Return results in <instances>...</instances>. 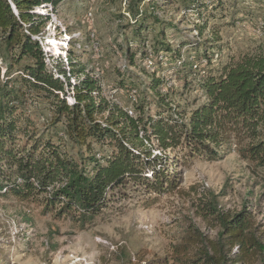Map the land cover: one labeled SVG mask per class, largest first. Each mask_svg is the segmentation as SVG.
<instances>
[{
  "label": "trees",
  "instance_id": "obj_1",
  "mask_svg": "<svg viewBox=\"0 0 264 264\" xmlns=\"http://www.w3.org/2000/svg\"><path fill=\"white\" fill-rule=\"evenodd\" d=\"M62 1L0 0V57L5 64L0 84L1 195L41 202L46 211L79 218L83 228L115 200L117 188L135 183L156 193L167 191L178 181L176 168L195 157L217 160L233 149L254 173H264V51L221 63L218 52L205 49L186 61L164 41L154 47L141 41L144 0H133L129 12L141 25L138 38L127 39V46L129 53L132 47L140 49L143 70L151 62L150 89L158 109L151 115L137 83L121 81L113 89L132 98L130 115L109 100L100 79L71 49L66 61L45 51L41 35L51 18L38 9L48 3L55 8ZM208 3L213 7L215 0H185V8L195 10L199 37ZM135 53L129 55L131 64ZM190 76L198 80L205 101L185 117L173 104L172 92L188 86ZM168 82L172 86L166 88ZM40 105L48 113L45 129L30 114ZM155 147L161 154L153 153ZM218 197L208 192L209 201L203 203V214L218 228L215 238L189 219L167 254L146 261L140 257L137 263L138 251L123 252V261L264 264V238L246 207L226 213Z\"/></svg>",
  "mask_w": 264,
  "mask_h": 264
},
{
  "label": "rangeland",
  "instance_id": "obj_2",
  "mask_svg": "<svg viewBox=\"0 0 264 264\" xmlns=\"http://www.w3.org/2000/svg\"><path fill=\"white\" fill-rule=\"evenodd\" d=\"M131 1L63 0L55 8L48 3L39 9L51 18L41 38L53 55L62 52L65 61L66 50L71 49L91 75L100 79L109 100L123 109H134L132 98L113 87L121 81H135L154 115L158 108L150 89L151 62L143 70L140 49L132 47L129 53L127 46V39L138 38L136 28L141 25L129 12ZM185 5V0H144L141 41L152 47L164 41L186 61L205 49L218 52L221 63L231 56L264 51V29L261 33L255 30L264 18V0H215L213 7L208 3L200 37L194 31L195 10ZM133 51L137 53L131 64ZM0 71L1 84L5 73L1 57ZM189 81L188 86L172 92L173 104L185 117L205 101L198 80L190 76ZM67 99L72 102V97ZM43 107L31 108L30 113L40 129H45L48 115ZM153 153L161 151L155 147ZM173 177L178 180L176 185L161 193L135 183L117 188L115 200L83 228L79 218L46 211L41 202L0 194V264H128L122 259L123 252L133 255L138 251L137 263L140 257L146 261L163 256L171 242L184 235L189 219L209 238L216 237L218 228L203 214L208 192L219 195L226 213L246 207L264 238V173H254L236 150L217 160L195 157L177 167Z\"/></svg>",
  "mask_w": 264,
  "mask_h": 264
},
{
  "label": "built area",
  "instance_id": "obj_3",
  "mask_svg": "<svg viewBox=\"0 0 264 264\" xmlns=\"http://www.w3.org/2000/svg\"><path fill=\"white\" fill-rule=\"evenodd\" d=\"M45 5H47V4H43L40 8H45ZM263 29H264V18H262V19L259 20V22L256 25L255 30H257L258 33H261ZM45 51L50 52V53L52 52V49H51V47H49L48 43H45ZM60 54H61L62 57H64L63 54H62V52H59L58 53V55H60ZM171 86H172V83L171 82H168L167 85H166V88H169ZM133 99H135V96L133 97ZM126 110H127V112L130 115L133 114V109L127 108Z\"/></svg>",
  "mask_w": 264,
  "mask_h": 264
}]
</instances>
